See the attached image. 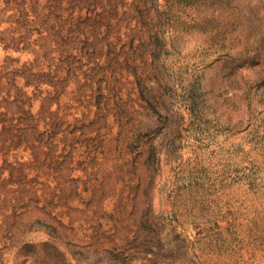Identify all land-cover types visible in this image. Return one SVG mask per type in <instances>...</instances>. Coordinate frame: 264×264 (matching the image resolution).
I'll return each instance as SVG.
<instances>
[{"label": "rangeland", "instance_id": "1", "mask_svg": "<svg viewBox=\"0 0 264 264\" xmlns=\"http://www.w3.org/2000/svg\"><path fill=\"white\" fill-rule=\"evenodd\" d=\"M0 264H264V0H0Z\"/></svg>", "mask_w": 264, "mask_h": 264}]
</instances>
